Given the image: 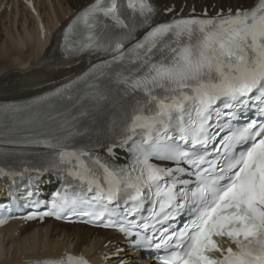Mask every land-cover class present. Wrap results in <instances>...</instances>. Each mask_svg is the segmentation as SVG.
I'll return each instance as SVG.
<instances>
[{
	"label": "snow or ice",
	"instance_id": "6c2138e0",
	"mask_svg": "<svg viewBox=\"0 0 264 264\" xmlns=\"http://www.w3.org/2000/svg\"><path fill=\"white\" fill-rule=\"evenodd\" d=\"M216 7L213 16L205 9L203 18L155 22L151 0H94L71 20L63 33L66 52H99L111 59L41 99L106 100L96 83L84 95L65 94L78 81L95 80L98 68L108 69L110 82L130 100L121 106L119 138L105 147L113 154L131 142L136 156L132 164L114 167L90 150L71 148V132L28 139L53 149L68 175L95 195L58 192L46 212L25 219H60L67 211L135 236L141 245L157 239L156 224L188 207L192 218L181 230L160 229L154 246L166 250L161 264H264V0ZM139 29L144 31L137 38ZM250 110L259 118L233 123ZM14 174L0 167V175ZM145 200L153 204L155 224L140 227L151 228L152 236L133 232ZM81 205L89 210L77 212ZM215 237H227L230 246L221 247ZM43 264L89 261L67 253Z\"/></svg>",
	"mask_w": 264,
	"mask_h": 264
},
{
	"label": "bare ground",
	"instance_id": "6f19581e",
	"mask_svg": "<svg viewBox=\"0 0 264 264\" xmlns=\"http://www.w3.org/2000/svg\"><path fill=\"white\" fill-rule=\"evenodd\" d=\"M90 1L92 0H34L37 11L35 15L20 0H0V10L3 7L5 11L11 8L12 14H8L15 19L18 18L19 26L15 27V30L17 43L20 45L15 46L17 40L11 41V36L4 37L0 31V58L4 60L0 66V101L19 100L42 93L68 81L89 66L95 54L67 59L60 53L59 44L64 25L77 10ZM153 1L158 10L155 21L170 19L181 9L183 16L188 15L193 9L202 10L205 6L210 9L213 7L212 1H217L218 5L234 7L251 2V0ZM173 5L177 10L167 15L164 8ZM216 10L217 7L214 12ZM39 20L45 25L44 37L38 29ZM3 26L5 28V25ZM9 58L12 60H8ZM13 61L14 63L10 64ZM98 233L95 235V230L83 225L63 224L53 220L27 225L13 221L0 228V264H27L33 259L60 257L65 251L82 252L96 263L104 262L105 257L119 253V257H114L108 262L117 264L125 259L130 260L128 264H145V260L140 259V255L135 257L132 251L119 252L122 237L115 232L100 230ZM106 240H110L108 245H104Z\"/></svg>",
	"mask_w": 264,
	"mask_h": 264
},
{
	"label": "rangeland",
	"instance_id": "374dc122",
	"mask_svg": "<svg viewBox=\"0 0 264 264\" xmlns=\"http://www.w3.org/2000/svg\"><path fill=\"white\" fill-rule=\"evenodd\" d=\"M12 10H4V7L0 10V31H2V35L4 36V37H9V36H11V41H12V39H16L17 41L14 43V45L15 46H20V45H18V39L16 38V33H17V31L15 30V27H18L19 26V21L17 20V19H15V17H13V16H10V14H12V12H11ZM8 13H10V14H8ZM8 14V15H7ZM17 20V21H16ZM10 21V22H9ZM4 23V24H3ZM9 24V26H7V25ZM11 24V25H10ZM3 25H5V28H4V26ZM16 25V26H15ZM3 26V27H2ZM6 27H7V30H6ZM5 29V30H3V29ZM13 30V31H12ZM9 32L10 31V33H8L9 35L7 36V33H5V32ZM15 31V33H13ZM12 34V35H11ZM17 43V44H16ZM5 52V51H4ZM6 54V53H5ZM1 56V55H0ZM3 56V55H2ZM8 60H12V58H9ZM0 66L4 63V60L3 59H1L0 58ZM14 63V61L13 62H11L10 64H13ZM108 244V241L106 240L105 241V243H104V245H107Z\"/></svg>",
	"mask_w": 264,
	"mask_h": 264
}]
</instances>
